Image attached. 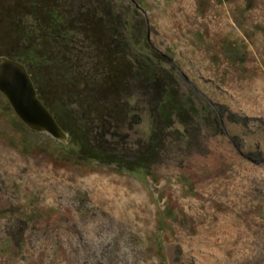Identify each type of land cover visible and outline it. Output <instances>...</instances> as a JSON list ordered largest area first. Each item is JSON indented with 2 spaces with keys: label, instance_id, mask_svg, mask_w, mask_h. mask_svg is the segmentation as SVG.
I'll use <instances>...</instances> for the list:
<instances>
[{
  "label": "rangeland",
  "instance_id": "1",
  "mask_svg": "<svg viewBox=\"0 0 264 264\" xmlns=\"http://www.w3.org/2000/svg\"><path fill=\"white\" fill-rule=\"evenodd\" d=\"M106 1L125 24L115 56L132 73L155 67L160 87L169 76L166 107L185 100L184 112L162 130L157 161L127 171L79 158L81 130L104 112L78 107L102 82L99 46L33 69L73 140L27 128L0 94V264H264V0ZM9 31L0 3V54L25 45ZM149 84L109 125L130 152L150 144Z\"/></svg>",
  "mask_w": 264,
  "mask_h": 264
},
{
  "label": "trees",
  "instance_id": "2",
  "mask_svg": "<svg viewBox=\"0 0 264 264\" xmlns=\"http://www.w3.org/2000/svg\"><path fill=\"white\" fill-rule=\"evenodd\" d=\"M0 3L6 5L7 17L12 22L13 31H9L12 32L11 39H16L20 43L22 39L25 42L24 46H17L21 49L20 51L9 50L0 56L24 65L38 98L51 112L61 129L68 134L69 140L74 139L73 136L71 137V132L65 129V123L51 111L48 103L43 100L41 91L36 87L37 77L33 69L38 63L44 66L52 65L53 62L67 63L73 58L75 49L85 51L79 47L80 43L86 44V50L95 51V53L96 45L99 46V79L101 78L102 82L95 90L98 100H95L96 95L91 92L87 95L88 101L83 100L85 105L81 103L78 107L84 109L80 113L83 115L90 112L89 107L92 108V105L99 101V106L105 113H99V120L90 121L91 127L97 125L95 130H81L83 141L79 149V158H88L101 164H114L127 171L143 170L148 164L155 163L158 150L162 145L163 131L170 127L172 117L180 118L186 103L185 100L178 102L179 105L172 108L177 110L175 112L167 109L166 105L172 101V92L176 90L173 89L172 82L167 79L170 77L166 75V78L161 73L165 82L160 87L157 84L160 73H156L155 67L150 68L141 63V66L135 67L132 73L124 58H121L123 55L117 58L123 50L118 49L119 46L125 44L123 40H117L115 37L120 32L118 27H125V24L119 23V16L113 6L106 0H87V3H81V0H0ZM25 18L31 20L34 28L28 29L27 23L24 22ZM44 43L50 47V50L53 49V51H47L52 56L44 55L47 50L43 49ZM154 54L157 58L163 59L162 55L155 52ZM120 63H123V66ZM104 64L112 66V69L106 71ZM149 83L152 84L151 94L155 93V97L152 95L153 100L151 99L154 102V111L150 117L152 128L150 144L139 150L140 152H130L123 144V138L112 133V127L109 125L113 122L116 124L123 122V118L129 115V109H127L130 106L129 103L135 98L138 100L141 96L135 93V88L142 90L147 96ZM174 104L172 102V105ZM68 114L66 113L65 116L67 117ZM73 115H75L74 111ZM214 120L220 131L218 117L215 116ZM99 264L116 263L109 259L108 263Z\"/></svg>",
  "mask_w": 264,
  "mask_h": 264
},
{
  "label": "water",
  "instance_id": "3",
  "mask_svg": "<svg viewBox=\"0 0 264 264\" xmlns=\"http://www.w3.org/2000/svg\"><path fill=\"white\" fill-rule=\"evenodd\" d=\"M0 94L27 128L61 142L68 138V134L38 98L24 65L5 56H0Z\"/></svg>",
  "mask_w": 264,
  "mask_h": 264
}]
</instances>
